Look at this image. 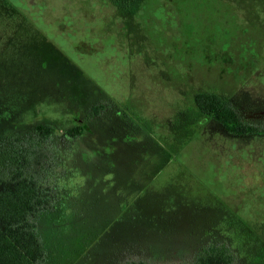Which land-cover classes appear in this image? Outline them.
Here are the masks:
<instances>
[{
	"label": "rangeland",
	"instance_id": "rangeland-1",
	"mask_svg": "<svg viewBox=\"0 0 264 264\" xmlns=\"http://www.w3.org/2000/svg\"><path fill=\"white\" fill-rule=\"evenodd\" d=\"M125 1L0 0V160L38 163L54 195L40 264H197L212 245L264 264V138L227 140L193 101L264 112V0Z\"/></svg>",
	"mask_w": 264,
	"mask_h": 264
},
{
	"label": "trees",
	"instance_id": "trees-1",
	"mask_svg": "<svg viewBox=\"0 0 264 264\" xmlns=\"http://www.w3.org/2000/svg\"><path fill=\"white\" fill-rule=\"evenodd\" d=\"M109 2L119 11L128 4L125 0ZM61 61L72 69L65 58L62 57ZM220 98L214 93L199 92L194 94L193 101L201 113L209 114L225 127H240L238 117ZM104 107H94L92 113L99 114ZM83 131L81 125L75 124L65 131L64 138L75 139ZM53 132L50 125L35 126L36 145L42 147ZM34 155L35 149L30 150L29 156ZM37 166L16 155L6 163L0 160V264H40L44 261L45 250L36 231V219L54 209V195L51 188L45 186ZM196 261L197 264H232L234 258L225 245H212L204 248ZM129 264L146 263L138 261Z\"/></svg>",
	"mask_w": 264,
	"mask_h": 264
},
{
	"label": "flooded vegetation",
	"instance_id": "flooded-vegetation-1",
	"mask_svg": "<svg viewBox=\"0 0 264 264\" xmlns=\"http://www.w3.org/2000/svg\"><path fill=\"white\" fill-rule=\"evenodd\" d=\"M57 82V84H56ZM60 81H55L54 85H58L60 84ZM223 100L224 103H226L229 108L232 110V112L234 113V115H236L240 121L241 126L240 127H236L234 128H227L225 127L223 124L213 120L212 116H210L209 114H204L201 113L202 115H204L205 117H210L214 124H216V128L226 137L227 140L230 141H235V138L237 139L238 137L240 138H245V142L248 143V141L250 140H262L264 138V112H253L250 111L249 109H245V108H235L232 103L230 102V98H220ZM92 109L89 111V114L86 116V120L89 121L91 120L94 116H97L100 114H94L92 113ZM239 111V112H238ZM76 120V119H75ZM79 125H81L82 127L84 125H82L80 120H76ZM86 126V125H85ZM84 126V128L86 129V127ZM215 128V129H216ZM236 142V141H235Z\"/></svg>",
	"mask_w": 264,
	"mask_h": 264
}]
</instances>
